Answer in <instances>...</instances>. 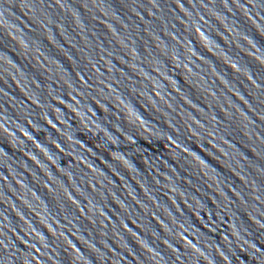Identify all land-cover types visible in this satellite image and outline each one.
<instances>
[{
  "label": "water",
  "instance_id": "obj_1",
  "mask_svg": "<svg viewBox=\"0 0 264 264\" xmlns=\"http://www.w3.org/2000/svg\"><path fill=\"white\" fill-rule=\"evenodd\" d=\"M0 264H264V0H0Z\"/></svg>",
  "mask_w": 264,
  "mask_h": 264
}]
</instances>
